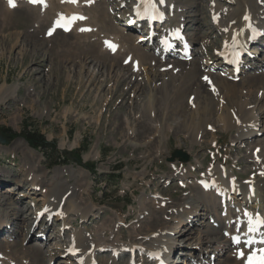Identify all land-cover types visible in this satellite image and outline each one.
Wrapping results in <instances>:
<instances>
[{
  "label": "rangeland",
  "instance_id": "rangeland-1",
  "mask_svg": "<svg viewBox=\"0 0 264 264\" xmlns=\"http://www.w3.org/2000/svg\"><path fill=\"white\" fill-rule=\"evenodd\" d=\"M91 1L80 0L81 4L83 3L81 12L90 17H87L86 24L65 34L59 32L54 38L51 34L45 35L46 30L55 20V16L66 17L67 11L71 10L66 5L48 9L36 8L37 11L33 10L36 13L34 19L33 15L28 14L30 10L25 6L17 8L16 12L7 16L2 15L0 11V131L4 129L20 133L23 122H26L30 129H36L47 141L55 142L57 154L69 153V159L64 158V162L61 161L55 165L56 158L47 159L43 151L31 148L21 137H4L9 143H0V222L8 221L9 225L11 223L10 227L9 225L4 226L6 232H0V264H36L34 263L35 258L27 252L34 245L41 250L43 264H72L74 262H68V256L65 257L61 249L67 246L71 236L70 231L74 230L87 235L92 234L87 236L83 233L87 238L102 237L105 243H112L118 237L121 243L138 242L151 230L154 232L162 230L163 235H169L178 225V221L175 217L170 219L167 216L168 213L184 202L189 204L195 202L194 204L197 205L198 200L193 197L198 193L195 178H200L210 165H222L229 172L232 171L238 182L243 179L247 180L251 175L256 174L254 169L256 162L254 164L248 158L253 146L247 151L249 146H242V143L234 144L233 138L236 130L225 131L218 128L217 126L222 122L214 128L216 114L209 117L207 135L200 139V142L192 143L191 137L186 134L189 130H185L184 122L181 123V121L186 119L185 114L193 111L191 92L195 89L203 92L204 86L206 89L211 85V81L205 79L207 76H202L201 68L197 70L194 82L192 81L194 85L191 87L193 88H190L182 97L183 111H177L174 115L168 111L166 114L157 113V122L159 121L160 127L159 132H156L151 126V118L147 113L142 112V101L146 94H149L143 77V70L149 66L147 62L139 66V71L133 68L129 71L127 65L123 64L124 56L119 58L121 63L118 61L119 65H116L108 58H101L98 63L95 56L81 52V47L80 51L74 52L72 48L76 47V44L88 45L94 42L95 37L104 36V33H101L102 25L105 24L107 18L109 20L111 17L112 26L123 28V21L118 20L116 16V14L120 15L119 11H113L114 15H112L116 1L112 3L108 0H101V2H106L102 4V12L98 7V9L95 7L93 10L89 9L99 2V0ZM176 1L184 4L185 0ZM211 1L214 0L197 1L193 8L194 13L192 17H189L192 21L185 24L190 27L189 34L195 33V38L203 37L202 39L208 40L205 43L206 49L196 57L194 56L197 60H193L199 66L206 61L205 67H211L214 61L213 47H219L220 44V37L213 36L214 33L211 31L213 26L209 24L210 16L207 6ZM215 1L226 8L230 6L227 4L229 0H226L227 2ZM0 5L3 6L2 0H0ZM104 12L109 17L104 16ZM37 14L42 22L36 21ZM199 17L201 21L198 20ZM202 23L205 26H202ZM78 32L81 34L88 32V34L81 38ZM99 34H101L100 37H98ZM131 36L134 38L135 34L131 32ZM198 43H200L199 40L193 43L195 48ZM193 61L187 62L179 74H187ZM262 63H264V53L259 55L253 68L249 70L259 71L258 68L262 66ZM122 67H126L124 75ZM262 67L264 68V65ZM165 68L162 67L161 71H166ZM218 69H213L214 77L218 75V72H214ZM136 74L140 75L135 77ZM241 78H247L249 83H261L264 70L261 73L243 74L235 81L238 82ZM205 82H208V85L199 86V83ZM13 85L17 86V90L14 95H11ZM140 88L143 89L142 92ZM156 97V106L161 112L163 105L161 94L157 93ZM173 99L172 101L169 99L167 104L173 102ZM262 104L264 100L257 110L260 115L264 111ZM125 116L129 118L128 125L124 122L122 124ZM130 123L138 130L140 129L139 131H143L138 138L130 139L138 144L136 146L130 143L125 136L132 129ZM179 123L181 125H178ZM236 125L238 126V123ZM260 133L259 143L264 139V129ZM155 134L159 135L156 137ZM157 145L160 148L157 151L156 147L155 152L154 148ZM79 148L85 149L81 151ZM78 150H80V158L76 160L71 152ZM176 150L188 154L189 161L183 163L178 157L169 160ZM61 160H63L62 157ZM184 167L193 168L192 172L195 175L193 174L183 186L177 180V176L173 175L176 169ZM30 172L35 175L39 174L42 180L39 187L50 190L52 198L60 196L61 189L66 186L70 188L78 207L80 206L86 214V219L84 220L78 214L71 215L68 219L71 225L65 226L66 230H61L60 222L55 220L48 225L49 228L44 231L40 242L46 240L43 243L35 241L34 238H41L39 236L41 232L38 231L39 229H29V227L33 212L43 206V201L36 200L40 191L36 195L24 196L26 190L21 188L25 185L22 179ZM56 172L61 175L59 183L56 184L57 188L44 186L43 181L49 184L53 179L54 182ZM153 201L165 204H162V207L166 208L164 211L157 210L159 211L156 214L160 218L159 222L150 216L154 208ZM34 205L35 208H39L32 211ZM54 214L51 213L50 216ZM24 217H27L25 222L22 220ZM44 219L42 218L39 222L41 223ZM197 219L199 220V217ZM198 220L194 221L196 225L191 228L184 224L178 226L181 228L177 238L175 237L177 248L173 252L174 264H192L193 262H195L193 264H198L200 259L207 262L210 259L209 256L216 250L214 246L217 244H214L213 248L208 251L194 248L198 240L199 234L197 233L201 229L198 227ZM206 222L209 223V220ZM13 225L14 230L12 231L10 228ZM72 227L77 229L71 230ZM194 227L196 229H193ZM190 231L194 232L192 238L187 237ZM35 232L38 237L28 235ZM221 233L222 231L215 237L221 238L223 235ZM51 234L53 235L50 236ZM59 234H61L60 237ZM226 237L223 240L229 241L230 237ZM187 241L190 242L189 246L184 245ZM52 246V256L48 257L45 251L47 247ZM194 251L195 254L199 253V257L197 256L198 259L195 261L192 259L191 263L187 254ZM234 251H225L218 260L216 258L210 262L225 264L227 256L233 255ZM138 255L141 253H135L134 264H151L145 257L140 258ZM109 256V253H97L95 257L99 258L95 263L129 264L126 259L129 257L127 255L124 259H119V262L113 263L110 262Z\"/></svg>",
  "mask_w": 264,
  "mask_h": 264
},
{
  "label": "bare ground",
  "instance_id": "bare-ground-1",
  "mask_svg": "<svg viewBox=\"0 0 264 264\" xmlns=\"http://www.w3.org/2000/svg\"><path fill=\"white\" fill-rule=\"evenodd\" d=\"M69 1L70 0H44V3L42 4L13 0L14 6H12L10 5L9 0H2L3 6L0 5V11L2 15L7 16L16 12L17 8L25 6L30 10H28V14L33 15L34 19V14L36 13L33 12V10L37 11L36 8L48 9L59 5H66L71 9H66L68 10L67 14L72 16L70 17V19L72 18L71 22L67 29L56 30L53 33L52 38H54V36L59 32L65 34V32L73 31L77 27L80 28L83 24H86L88 18H90L81 12V9L83 8H81V5L83 3L81 4L80 0H74V4H70ZM105 1L101 2V0H99V2L95 4V6H91L89 7V9L93 10L95 8H99L102 12V4L106 3ZM108 1L112 3L113 1H116V5L113 7V9L114 11L118 10V13L122 14V19L118 20H122L123 22L128 23L132 6L145 0ZM149 1H151L155 7H157L162 13L165 14L164 22L161 25H156V36L158 39L164 36L167 32L174 29L182 28L184 30H190V27L185 24L192 21V18L189 17H192V14L194 13V5H196V2L199 0H185L184 4L179 3L176 0ZM230 1L231 3H229ZM223 2L227 1L223 0ZM122 4H124V7H121ZM227 4L230 5L228 8L220 3H217L214 0L209 2L207 6V12L209 13L210 18L220 15L218 22L213 25V30H211L212 33H214V37H220L219 39L221 44H219V47H213V60L215 62L212 61L211 67L204 66V64H207L206 61H203L201 66H199L195 63V61H193L197 60L195 59V57H193L192 61L194 63L190 64L191 67L188 68V73L184 75L182 73L180 75L179 72L181 71L182 67L187 64V62H184L180 59V51H177L174 54H166L164 57H167L169 61L165 62L163 61L160 47L155 46L154 49H152V52H150V44L136 43L137 40H145L144 37L148 34V32L145 31L143 34L133 38L131 36L132 30H134L132 29V26L124 24L125 26L122 25L124 29H121L120 27L116 28L111 25V17L109 18V20L107 18L105 24L103 23L104 25H102L101 33H104V36H102V38L95 37L93 43H88V45L83 44V46H80V44H76V47L70 48H72L75 52L80 51L81 47L82 50L85 51L84 52L81 50V52L87 55L95 56L97 58V61H99L98 63H100L101 58H108L113 61V64L119 65V58L121 56H124L122 61L124 62L123 64L127 65L126 67L129 69V71L131 70V68L139 71V66L141 67V65H143V62H147L149 66L147 69L145 68V70H143V77L145 78V82L147 84L146 89L149 91V94H146L145 99H143L142 101V112L147 113L148 117L151 118V126H153L152 128L155 129L156 132H159L160 127V124H158L159 121L157 122V113L166 114L168 111V113H173L174 115L177 113V111H183L182 97L190 88H193L191 87L192 85H194L192 81L194 82L193 79L197 74L196 72L201 68L200 70L203 71L202 76H207V80L211 81V85L206 87V89L204 86L203 92L196 91V89L193 91L191 90L192 95L190 94V96H192L193 99V105L191 103L193 111L185 114L187 116L186 119L181 121V123L184 122L185 130H189L186 134H189L192 143L195 144L197 142H200V139L207 135L206 128L209 124V122H207L209 117L213 114H216V119L214 120L215 124L213 123L214 128H216L215 126H217L218 123L222 122L219 126H217L218 128L225 131L236 130V134L233 138L234 144L242 143V146H249L247 151H249L253 146L250 154L248 155V158L251 162H256V164L254 163L256 174L251 175L247 180L243 179V181L238 182L237 179L234 178L235 175L232 171L229 172L228 170L223 168L222 165H217L214 163L215 165H210L209 168L202 174L201 180H198L197 178L198 185H196V187L198 189V193L194 194L195 196H193L198 200L197 205H195V202V204L184 202L178 207L173 208L168 213L167 216L170 217V219H173V217H175L178 221V225L172 230V234H174L173 238H163L162 230H159L157 232L151 230V232L147 233L143 238H141V240L144 241H130V243L125 244L118 241V237L112 243H105L104 238L102 237L87 238V234L84 235V232L82 233L79 230H74L71 231V237L67 246H65L64 249H61L62 253L65 254V257L68 256V262L73 261L74 263L72 264H95L93 263L94 261H96V259L94 258V254L100 251H105L110 252V262L113 263L116 262L118 254L117 252L124 249L125 247L128 248V252L132 255V257L130 258L131 260L134 256V252L136 251L142 252L143 255H147L148 253H156L153 251L164 253L166 248H170L169 245L171 244V242L173 244V254V251L175 250V248H177L175 237L178 236V226L184 224L185 226L191 228L192 226L196 225L194 221L198 220L197 217H199L197 224H199L198 227L201 229H199L197 233V235H199L194 248H199L202 251H208L210 248H213L214 244H217L214 246V250L215 248L216 250L213 253L215 254L214 256H210V259L207 261L208 264H211L210 260H213L215 256L218 260L219 257L223 256L224 252L228 250L235 251L233 252V255L227 256L225 264H248V258L249 256H253V254L254 261H260L261 259H264V226L256 227L254 225V220L257 216L261 217L264 220V139L261 143H259L258 141V136L261 130L264 129V111H262L261 115L257 113V110L261 106V102H263L264 100V78L261 83H249L247 78H241L238 82H236V76L233 74L232 69H227L224 72H218V75H216L215 77L213 76L214 73H212L214 68L220 69V67L222 66V58L220 57V55L223 50L234 52L237 54H244L247 51V48L251 45L253 48L251 49L249 54L252 56V58L248 60L246 65L245 59L243 60L239 75L241 76L243 74L252 72H247V68H251V65L255 64V61H257L261 52L263 53L264 51V34L261 40H256V38H253V35L255 34H260L262 32L264 33V0H229ZM106 14L107 13L104 12V16L109 17V15ZM75 15H78L82 18L81 22L73 19ZM59 16L60 15L55 16V19ZM116 16L119 15L116 14ZM35 19H37L36 21H41L39 14H37ZM198 20L201 21V17H199ZM202 26H205L204 23H202ZM97 30L99 29L97 28ZM78 33V36H82L81 38L88 34V32L87 34H81L80 32ZM76 35L77 33L75 34V36ZM100 35L101 34L97 36L100 37ZM185 36L188 38L190 43L195 42V40L200 41L199 45L196 46L197 48L194 49V56L205 50V43L208 42V40L202 39L203 37L199 39L195 38V33H185ZM111 45L115 46V50H113ZM258 48H260V50H258ZM163 62L165 63L163 64ZM158 64L160 65L158 66ZM263 65L264 63H262V66ZM126 67L121 68L123 75L125 74L124 71L126 70ZM162 67H166V71L162 72ZM263 70L264 68L262 67L259 73H261ZM174 72L176 74H174ZM254 73L255 72H252L251 74ZM136 75L135 77H138L140 74ZM207 83L208 82L199 83V86ZM16 90L17 86L13 85L11 87V95H14V93H16ZM142 90L143 89L140 88L141 92ZM157 93L161 94V100L163 101L161 112L159 111L160 108L156 106ZM169 99H171V101L173 99V102L167 104ZM215 101L218 102L215 103ZM219 104L221 107L219 106ZM216 106H218V108H216ZM123 119L124 120H122V124L124 122L125 125H128V116H125ZM237 123L238 126L236 125ZM130 125L132 124L130 123ZM178 125L181 124L179 123ZM177 127L175 128L177 129ZM127 128L129 129L130 126ZM130 130L131 131L128 132V134H126L125 136L130 143L136 146L138 144L133 142V140L130 141V139L135 137L138 138V136L143 134V131H139L140 129L138 130V128L134 127L133 125L132 129ZM157 135L159 134H155L156 137ZM192 143L190 144L192 145ZM156 147L157 151H159L160 148L159 145L155 146V152ZM192 169L193 168L190 167L176 169L173 176H177V180H179L184 186V182H186L194 174L192 172ZM31 171L34 170L31 169ZM225 172L226 176L223 177V174ZM30 175L32 176L30 177ZM38 175L39 174L35 175L31 172L29 174H25V177L22 179L25 182V185H23L22 187L19 186L23 190H26V192L24 191L25 197L29 195H36L40 191V195L36 200H42L43 206L41 208L37 207L39 208L37 209L34 205L32 211H35V209L37 210L33 212V221L37 219L38 215L44 216V218L47 219L50 217L51 213H55L52 219L54 221L56 220L60 222L59 228L62 227L61 230H66L64 229L65 226L71 225V222L68 220L71 215L78 214L81 215L84 220L86 219V214L82 211L80 206L78 207L73 198V192L70 191V188H67L66 186V188L61 189L62 194L60 196L52 198L50 190H45V188L39 187L42 180ZM60 177V173L56 172L54 176V182L52 179L49 184H46L44 181L43 184L44 186L57 188L56 184L59 183ZM193 187H195V185ZM251 188L255 191L254 195H252L250 192ZM238 194L240 195L237 196ZM223 196H226L228 199L226 208H223L220 203V199ZM162 204L164 203H160L159 201H153L152 203L154 208L150 216H152L153 219H155L157 222L160 221V218L156 214L159 211L162 212L164 211V209H166L165 207H162ZM170 208H172V206ZM26 218L27 217H24V219H22L23 222L26 221ZM211 218H214V221L217 223V227H213L206 222ZM119 222L123 221L119 220ZM8 225V221L0 222V232H3L5 229L4 226ZM10 225L8 227H10ZM11 229L12 231L14 230V225L10 228V230ZM68 229L69 228H67V230ZM193 229H196V227H194ZM220 229H222V232L223 230L228 231L226 233V236L230 237L229 241L223 240V238L226 237L224 235H222L221 238L215 237L216 234H220ZM39 231L42 233V228L39 229ZM41 233L39 234V236L41 235ZM188 234L189 235L187 237L192 238L194 232L190 231L188 232ZM233 235L239 236V243H235L236 240L232 238ZM58 236L60 237L61 234H59ZM35 237H38V235ZM250 239H252L253 244L248 245ZM71 243L73 244V251L75 254L69 252V246ZM188 243L190 242L187 241L184 245L189 246ZM135 247L136 250H134ZM52 248L53 246L47 247V250L45 251L48 254V257L52 256ZM27 252H29L31 257L35 258L36 261L34 263L43 264L41 250L37 245L30 247L29 251ZM240 252H243L244 255L240 256ZM188 256L190 258L192 255L188 254ZM197 256L198 255H194V259ZM163 259L166 260V256H163ZM172 259L174 260V258ZM190 261L192 260L190 259ZM199 261V264L207 263L206 261L201 259ZM117 262H119V259L117 260ZM156 263L157 261L153 264ZM129 264H132V262H129Z\"/></svg>",
  "mask_w": 264,
  "mask_h": 264
},
{
  "label": "trees",
  "instance_id": "trees-1",
  "mask_svg": "<svg viewBox=\"0 0 264 264\" xmlns=\"http://www.w3.org/2000/svg\"><path fill=\"white\" fill-rule=\"evenodd\" d=\"M1 132L3 134V136L5 137H21L23 138L27 144L35 149V150H41L43 151L45 157H47V159L49 157H52V159L56 158V161H54V164H58L61 161L64 162V158L69 159V153H60L57 154V148H56V144L55 142H49L47 141L44 136L42 134H40L36 129H30L29 125L26 124V122H23L22 125V131L20 133H15V132H9V130H4L1 129ZM9 133V135H7ZM81 151L84 150L85 148H79ZM80 150L72 153L71 155H74L76 157V160H78L80 158ZM50 151V152H48ZM51 153V154H49ZM79 155V156H78ZM61 157L63 158V160H61ZM54 166V165H53ZM52 167V166H50Z\"/></svg>",
  "mask_w": 264,
  "mask_h": 264
},
{
  "label": "snow or ice",
  "instance_id": "snow-or-ice-1",
  "mask_svg": "<svg viewBox=\"0 0 264 264\" xmlns=\"http://www.w3.org/2000/svg\"><path fill=\"white\" fill-rule=\"evenodd\" d=\"M32 2L33 3H42L43 4L44 0H32ZM73 2H74V0H73ZM9 3H10V5L14 6L13 0H9ZM73 19H75V17H73ZM82 30H84V29H82ZM111 47L113 48V50H115V46L114 45H111ZM205 79H207V77H205ZM258 223H264V221H258ZM250 230H254V229H250ZM234 239L236 240L237 243H239V238L238 237H236ZM239 255L243 256L244 254H243V252H240ZM253 256H254V254H253ZM253 256H249L248 264H264V259H261L260 261H254Z\"/></svg>",
  "mask_w": 264,
  "mask_h": 264
},
{
  "label": "water",
  "instance_id": "water-1",
  "mask_svg": "<svg viewBox=\"0 0 264 264\" xmlns=\"http://www.w3.org/2000/svg\"><path fill=\"white\" fill-rule=\"evenodd\" d=\"M0 143H4V144H7L9 143L7 139H5L2 135V132H0ZM175 157H178L181 161L183 162H187L188 159H189V156L188 154L184 153L183 151L181 150H176L172 156L170 157L169 160H173Z\"/></svg>",
  "mask_w": 264,
  "mask_h": 264
}]
</instances>
